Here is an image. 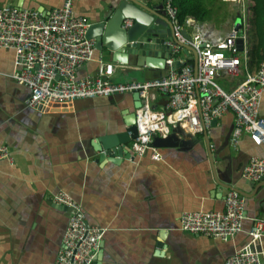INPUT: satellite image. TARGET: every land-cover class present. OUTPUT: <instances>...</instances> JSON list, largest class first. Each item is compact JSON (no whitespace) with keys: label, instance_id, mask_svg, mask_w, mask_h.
Here are the masks:
<instances>
[{"label":"crops","instance_id":"obj_1","mask_svg":"<svg viewBox=\"0 0 264 264\" xmlns=\"http://www.w3.org/2000/svg\"><path fill=\"white\" fill-rule=\"evenodd\" d=\"M139 1L155 12L162 4V0ZM229 1V9L239 15H226L215 24L200 23L224 35L240 19L238 33L245 36L243 46L247 47L252 2ZM61 3L0 0V6L37 9L42 14ZM111 3L115 0H74L73 7L92 23L111 15ZM93 57L78 69V76L95 73L98 58L113 62L97 49ZM189 58L193 59L192 54ZM115 64L114 81L135 79L125 77L129 70L141 73L137 80L166 73ZM13 68L14 52L0 48V144L8 145L13 155L12 163L0 160V264H53L69 218L52 200L59 190L80 203L88 224L105 229L93 264H223L234 249L248 242L252 219L264 216V180L246 183L241 169L251 155L264 157V144L254 145L243 133L235 147L228 144L219 151L233 123L231 111L207 130L217 178L235 183L247 196L242 231L224 241L179 228L178 216L184 210L224 209L227 193L214 180L204 133L191 136L192 141L179 137L178 146H156L160 159L152 158L150 151L134 156L129 141L128 156L119 162L99 161L100 151L91 142L125 129V119L136 109L133 93L52 101L39 111L25 105L30 92L10 76ZM242 78L241 73H229L221 74L218 81L228 90ZM164 99L157 95V108ZM259 113L264 117V92ZM260 247L264 264V236Z\"/></svg>","mask_w":264,"mask_h":264},{"label":"built area","instance_id":"obj_2","mask_svg":"<svg viewBox=\"0 0 264 264\" xmlns=\"http://www.w3.org/2000/svg\"><path fill=\"white\" fill-rule=\"evenodd\" d=\"M73 4L74 0H62L60 6L46 14L37 9L0 6V48L14 52L10 76L28 88L27 107L41 111L52 101L137 91L140 106L134 111L136 136L130 139L134 156L150 151L152 158L160 159L152 143L155 136L165 138L173 133L185 138L203 133L226 111L233 113L229 145L235 147L243 133L249 135L254 145L264 144V117L259 113L264 92V60L255 71L248 69L247 47L242 44L239 50L236 44L237 38L245 39L238 30L233 28L227 34H215L191 17L182 24L172 0H162L173 27L172 36L161 42L168 48L165 74L143 80L114 81L116 62L98 58L96 72L80 77L78 69L94 58L95 42L86 38L91 22L76 14ZM130 24L131 19L124 21V26ZM182 29L188 32L189 38L182 34ZM181 44H188L196 51V64L189 58L191 52L185 53ZM174 62L179 66L171 70ZM229 73H241L243 78L227 90L218 82V77ZM158 94L165 97L160 108L156 107ZM0 160L13 162L6 144H0ZM241 174L253 182L264 180V157L251 155ZM52 200L74 210L69 214L53 264H93L105 229L88 224L80 203L64 190L55 192ZM244 204V197L229 191L221 211H182L178 216L179 228L227 241L243 229ZM252 220L248 242L234 249L223 264H263L260 241L264 236V216Z\"/></svg>","mask_w":264,"mask_h":264},{"label":"water","instance_id":"obj_3","mask_svg":"<svg viewBox=\"0 0 264 264\" xmlns=\"http://www.w3.org/2000/svg\"><path fill=\"white\" fill-rule=\"evenodd\" d=\"M21 6V3L18 4ZM109 9L112 11L108 18L92 22L86 32V38H92L95 42V49L103 52L105 49L108 57L116 63L129 66H146L158 70H166L168 67L165 64V56L167 55L165 46L161 45L164 38L172 36L173 27L166 16L163 5L159 7V12L153 11L139 0H115L111 3ZM131 19L130 26H124V21ZM240 27V19L235 21L234 29ZM182 34L189 38L188 32L182 29ZM157 35V36H155ZM236 44L239 50L242 49L243 40L237 38ZM184 52L188 50L193 56L194 64H196V51L188 44H181ZM179 66L178 62L171 64L170 69L174 70ZM196 68V66H195ZM133 99L136 100L134 107L140 106V97L138 92H133ZM217 120L212 121L215 125ZM125 129L116 133H107L97 136L91 142L95 150L100 151L98 160L106 159L112 162H119L121 158L128 156L126 144L131 138L136 136V126L134 113L125 119ZM233 129V123L229 126L223 140L219 146V151L228 147L229 137ZM181 133L182 130L178 129ZM130 132V134H128ZM204 137L207 148V155L210 161L212 174L218 186L225 190V194L229 191H235L242 197H247L245 192L235 183L220 181L215 172L213 163V153L210 150V143L207 131H204ZM190 141H192L188 137ZM180 142L179 136L171 133L165 138L155 136L153 145L160 146H178ZM184 143V142H183ZM130 153V152H129ZM246 183L252 184L253 181L244 179ZM56 204V203H55ZM57 205V208L73 213L74 210L64 205ZM98 257V254L96 258Z\"/></svg>","mask_w":264,"mask_h":264},{"label":"trees","instance_id":"obj_4","mask_svg":"<svg viewBox=\"0 0 264 264\" xmlns=\"http://www.w3.org/2000/svg\"><path fill=\"white\" fill-rule=\"evenodd\" d=\"M224 2L221 0H172L177 8V19L182 24L189 17L199 22L211 21L215 24V20L227 14L222 7ZM221 13L223 16L220 15ZM248 27L246 63L249 70L255 71L264 60V0H252Z\"/></svg>","mask_w":264,"mask_h":264},{"label":"rangeland","instance_id":"obj_5","mask_svg":"<svg viewBox=\"0 0 264 264\" xmlns=\"http://www.w3.org/2000/svg\"><path fill=\"white\" fill-rule=\"evenodd\" d=\"M232 2H230V1H225L223 4H222V7L224 8V10L226 11L225 13H227L226 15H228V17H234V16H237V15H239L238 14V12H237V10H234V9H232V11L229 9V7H228V5H230ZM223 13V12H222ZM220 14L221 16H223V14ZM226 15H224L223 16V18H220V19H224L225 18V16ZM219 16V15H218ZM103 52H105L106 53V51H105V49L103 50ZM125 77L126 78H141V73L140 72H138V71H134V70H129L127 73H125ZM131 80V79H130ZM218 82H220V81H218ZM220 84H221V82H220Z\"/></svg>","mask_w":264,"mask_h":264}]
</instances>
